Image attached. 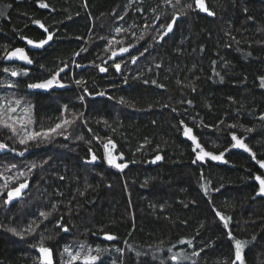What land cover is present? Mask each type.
Here are the masks:
<instances>
[{
    "label": "trees",
    "instance_id": "trees-1",
    "mask_svg": "<svg viewBox=\"0 0 264 264\" xmlns=\"http://www.w3.org/2000/svg\"><path fill=\"white\" fill-rule=\"evenodd\" d=\"M41 2L49 8H40ZM183 3L195 9L194 0ZM205 3L214 16L186 9L157 42L173 11L164 0H0V82L4 68L27 73L9 77L30 101L34 130L54 127L61 115L83 113L63 135L39 143L21 145L0 128L8 146L0 151V174L13 177L8 188L0 178V225L22 231L43 221L23 239L0 227V264H39L33 245L41 239L54 264L68 259L61 256L65 246L78 251L81 243L107 249L97 264H175L170 257L177 253L188 257L178 264H231L229 231L247 241L245 264H264V198L252 199L259 170L236 151L226 157L234 168L194 163L179 127L180 121L191 126L214 152L229 146L231 133L246 136L264 159V0ZM34 20L53 34L40 49L21 39L46 38ZM17 47L26 49L32 64L3 62ZM121 47L130 50L109 59ZM132 57H138L135 64ZM60 68L65 87L47 94L27 87ZM76 80L83 83L73 85ZM109 139L116 145L113 155L124 157L117 163L128 165L123 172L107 164L103 144ZM92 153L95 163H89ZM157 155L162 160L152 163ZM25 181L21 197L5 205L7 191ZM42 211L52 213L48 220ZM216 212L230 218L227 228ZM56 221L69 231L57 229ZM106 233L117 239H103Z\"/></svg>",
    "mask_w": 264,
    "mask_h": 264
},
{
    "label": "snow or ice",
    "instance_id": "snow-or-ice-1",
    "mask_svg": "<svg viewBox=\"0 0 264 264\" xmlns=\"http://www.w3.org/2000/svg\"><path fill=\"white\" fill-rule=\"evenodd\" d=\"M164 3L168 6H170L173 11L171 12V22L167 23L166 25H163L166 30L162 32V34L159 35V41H162L166 36L169 35L173 31V26L176 24V22L180 19L181 14L185 13L186 9H198L200 12L206 13L208 16H214L215 13L210 10L205 3V0H194L195 3V9H193V4L191 3H183V0H164ZM86 6V5H85ZM40 8H49V5L47 3H39ZM247 11V9H245ZM120 19H123L121 16ZM159 19V17H157ZM33 23L37 25L39 28L43 29L45 33H47V36L45 39H41L39 42H34L31 39H28L27 37H21V39L26 40V43L28 45H31L35 48H43L46 44H48L53 39V34L48 32V28L45 27V25L40 20H34ZM116 33L119 34L122 29L120 27H117L115 29ZM101 39H105L102 37ZM140 39H143V37H140ZM234 39V38H233ZM111 43V42H110ZM116 43H121V41H116ZM130 47H135V45H131ZM107 50V49H106ZM129 47H121L119 49V52L112 51L111 57L109 59H115L118 55H122L124 53L129 52ZM147 49H145L146 51ZM82 51H84L82 49ZM80 53L77 52L76 55H79ZM141 55H143V52H141ZM4 59H17L20 61H23L27 64H32V59L27 55L25 50L23 48H16L12 50L11 52H7ZM138 57H132L131 62L133 64L136 63ZM107 63V61H105ZM82 65L76 64V67H81ZM117 72H120L121 70V64L120 63H114L112 65ZM96 67L99 68L100 72H107L108 69L106 67L96 65ZM157 67H160V65H157ZM4 72L10 73L11 76L16 77L19 75H27L26 72L20 73L17 72L15 69H9L4 68ZM65 68H60L57 72L51 75L50 78H46L43 81L40 82H34L29 83L27 87L29 89H43V90H49L53 87H59L63 88L66 85L61 83V80L59 79L60 73L64 72ZM260 86L264 88V76L260 77ZM77 85L82 84L83 82L80 80L75 81ZM145 83H148L145 81ZM153 84H155V81H152ZM15 85L9 83L7 84V87L12 88ZM194 90V89H193ZM85 94H89L88 90L84 89ZM99 96H103L104 93H97ZM80 100L83 102L84 96L80 97ZM124 101L121 100V103ZM191 104V101L188 102ZM18 109H20V112L18 113ZM64 112L68 111V106H64ZM175 111V109H173ZM31 105H26L22 107V101L19 98L15 99H8L7 97L0 98V128H6L8 129L13 137H16L19 144L21 145H27L30 142H42V141H48L52 134L57 135H63L68 127H70L72 124L75 123L77 119H80V117L83 116V113L77 115H73L71 119L68 118H61L59 119V122H57L54 127H50L48 129H40V130H34L32 129L33 120L31 117ZM261 120H264V116L260 117ZM86 123V121H85ZM183 123V122H181ZM234 127V125H232ZM89 131H91L89 129ZM247 131L251 132L252 129H247ZM184 135L192 142L194 145L193 152H197V149H199V152L196 155L197 160L203 161L205 157H210L212 160H223V153L219 155H213L202 147V145L197 141V137L192 134V129L185 127L184 128ZM67 138V137H65ZM98 141L101 139L99 137H94ZM80 139H83L81 136ZM232 141L235 143L233 144L234 148H240L243 149L245 152H249L252 158L255 160L256 156L255 153L252 152V150L248 147L247 144L244 143L243 140L238 139L236 135H232ZM8 146L4 143H0V151L5 150ZM103 148L105 149V159L107 161V164L110 167H113L115 169H118L119 171L123 172L125 168L128 167L126 163H117V160H123L124 157L122 154L119 156H114L113 151L116 148L115 143L109 139L107 143L103 144ZM14 151V149H13ZM91 152V149H89ZM20 155H23V152L19 153ZM97 160V156L92 153L91 160L89 163L95 162ZM162 160V156L157 155L152 163H155L157 161ZM45 161L44 163H46ZM195 163V161H193ZM226 162V161H225ZM259 163L260 168L264 169V161H257ZM13 168L16 167V165H12ZM36 165L33 164L32 168H35ZM20 175H24V173H20ZM0 178H3L5 180V183L3 185L4 188H8V182L13 179V177H4L2 174H0ZM60 179H64V177H60ZM254 179L257 181L259 185V189L256 193L257 196H264V174L256 175ZM28 188V183L25 181L23 183H20L17 187L11 188L7 191L6 199L3 201L5 205L10 204L13 200L18 199L21 197L23 191ZM206 191V189H205ZM0 195H3L2 192H0ZM55 205H53V210H55ZM52 215L51 212H40V216L43 217L44 220H48L49 217ZM216 216L219 217L221 221L224 223V227H228V220L230 218H226L225 216L221 215L219 212H216ZM62 220V217H61ZM40 223H43V221H32L25 227L22 231H18L15 227H6L0 225V227H4V230L12 233L14 236H18L21 239L24 238L25 233L33 234L37 228H39ZM55 227L59 229L60 231L67 233L69 229L64 226L60 221H56ZM228 238L230 240H234V257L231 259V264H245L244 259V247L247 244V241H242L240 239H236L232 232L229 231L227 233ZM103 239L112 241L117 239L116 236L111 234H105ZM255 239V237H253ZM181 243H188L191 245V241H181ZM33 247L36 248V250L40 253V256L38 257L39 264H54L53 262V256H52V249L45 246L43 239L40 240V243L38 245H33ZM107 249H101L100 247L93 248L92 246L81 243L79 245L78 251H73L70 246H65L61 252V256H67V260L63 262V264H97L98 261H101V254L103 252H106ZM121 251V250H118ZM171 251V249H169ZM95 253V254H93ZM137 256L141 255V253L137 252ZM192 255L199 256L200 252H194ZM187 256H184L181 253L173 254L170 259L175 262V264H178V262L181 259H187ZM224 264H229V261L225 260Z\"/></svg>",
    "mask_w": 264,
    "mask_h": 264
},
{
    "label": "water",
    "instance_id": "water-1",
    "mask_svg": "<svg viewBox=\"0 0 264 264\" xmlns=\"http://www.w3.org/2000/svg\"><path fill=\"white\" fill-rule=\"evenodd\" d=\"M17 48H22V47H17ZM14 49H16V48H14ZM14 49H12V50H14ZM23 49H24L25 52L27 53L26 49H25V48H23ZM12 50H10L9 52H11ZM27 55H28V54H27ZM28 56H29V55H28ZM3 62H4V63H17V64H20V65H27V63H25V62H23V61H20V60H17V59H11V60L3 59ZM49 78H50V77H49ZM41 81H43V80H41ZM37 82H40V81H37ZM56 89H57V87H53L52 89H49V90H43V89H32V90H33L34 92H37V93L47 94V93H49V92H51V91H54V90H56ZM181 122H183V121H180V122H179L180 136H181V138H182L183 140H185V141L190 145V150H191V153L193 154V159H194V161H195L196 163L201 164V165H205L207 162H210V163H213V164L218 165V166H226V167H229V168H234V166L228 162V160H227V158H226L227 155H228L231 151L241 152V153L247 155V156L250 158L251 162H252V163L257 167V169L259 170V173H253V181H254V183H255V185H256V191H255V193H254L252 199H256V198H264V196H257V195H256V193H257V191H258V189H259V185H258L257 181L254 179V177H255L256 175L264 174V169L260 168L259 163L257 162V161H264V159H258V158L256 157V159L254 160V159L252 158V156L250 155L249 152H245L243 149H240V148H234V147H233V144L235 143L234 141H232V135H233V134L236 135L238 139L243 140L245 144H247V143H246V136H238L236 133H231L230 136H229V137H230V144H229V146H228L227 148H225L224 150H221V151H219V152H214V151H211V150L206 149V148L201 144L199 137L195 134L194 129H193L191 126L187 125L185 122H183V123H181ZM185 127H188V128H191V129H192V134L195 135V136L197 137V141L202 145V147L205 149V151H207V152H209V153H211V154H213V155H219V154L223 153V154H224V155H223V160H212V159H210V157H205L203 161H201V160H197V159H196V155H197V153L199 152V149H197V152H193V147H194V145H193L192 142H191V141H190V140L184 135V128H185ZM0 143H2V142L0 141ZM248 147H249V146H248ZM249 148H250V147H249ZM250 149H251V148H250ZM251 150H252V149H251ZM252 152H253V150H252ZM255 156H256V155H255ZM225 161H226V162H225ZM95 162H96V161H95ZM95 162H92V163H95Z\"/></svg>",
    "mask_w": 264,
    "mask_h": 264
},
{
    "label": "rangeland",
    "instance_id": "rangeland-1",
    "mask_svg": "<svg viewBox=\"0 0 264 264\" xmlns=\"http://www.w3.org/2000/svg\"><path fill=\"white\" fill-rule=\"evenodd\" d=\"M27 46H28V48H30V49H40V48H35V47H33V46H31V45H28L27 44ZM4 73V79L2 80V83L0 82V98H4V97H7L8 99H15V98H19V99H21V101H22V107L23 106H26V105H30V101H29V99L27 98V96H25L21 91H16L15 89H14V87H12V88H9V87H7V84H9V83H11V84H13V78H11V77H9V74L10 73H7V72H3ZM6 75V76H5ZM75 84V81H73V85ZM14 85V84H13ZM17 88V87H16ZM77 94H78V96H79V98L82 96V94L81 93H78V92H76ZM20 112V109H18V113ZM31 115H32V113H30ZM62 117H60V119L61 118H66V116L65 115H61ZM32 129H34V125L32 124ZM6 130H8V129H6ZM16 142H18V140H16ZM39 253V252H38ZM39 255H40V253H39Z\"/></svg>",
    "mask_w": 264,
    "mask_h": 264
}]
</instances>
